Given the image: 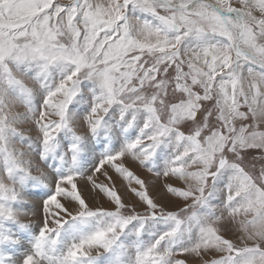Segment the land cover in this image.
<instances>
[{
    "label": "snow or ice",
    "instance_id": "6c2138e0",
    "mask_svg": "<svg viewBox=\"0 0 264 264\" xmlns=\"http://www.w3.org/2000/svg\"><path fill=\"white\" fill-rule=\"evenodd\" d=\"M0 264H264V0H0Z\"/></svg>",
    "mask_w": 264,
    "mask_h": 264
}]
</instances>
